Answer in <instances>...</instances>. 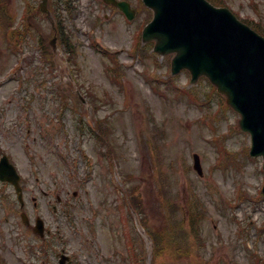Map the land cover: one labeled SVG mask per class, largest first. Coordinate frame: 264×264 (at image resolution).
<instances>
[{"label":"rangeland","instance_id":"374dc122","mask_svg":"<svg viewBox=\"0 0 264 264\" xmlns=\"http://www.w3.org/2000/svg\"><path fill=\"white\" fill-rule=\"evenodd\" d=\"M42 1L0 0L9 27L37 25L16 30L13 52L0 19V154L22 176L32 227L20 243L22 211L14 188L0 182L9 192L0 200V264H27L28 243L32 264H58L62 251L72 264H134V232L143 264L264 263L263 158L249 155L250 134L207 78L192 85L188 71L173 75L172 55L143 43L154 14L141 0H127L138 8L133 21L103 0H73L72 14L66 0H48L65 28L53 44ZM215 1L264 29V0ZM69 36L73 63L61 40ZM123 182L138 189L146 231L128 217ZM37 217L50 231L43 238L33 231ZM150 230L166 249L156 258Z\"/></svg>","mask_w":264,"mask_h":264},{"label":"water","instance_id":"95a60500","mask_svg":"<svg viewBox=\"0 0 264 264\" xmlns=\"http://www.w3.org/2000/svg\"><path fill=\"white\" fill-rule=\"evenodd\" d=\"M105 1L116 4L130 19L134 18L128 3ZM145 2L155 18L144 31V42L155 41L158 54H175L174 74L188 69L194 82L207 76L241 114L242 129L252 135L250 154L264 156V38L227 8H216L206 0ZM194 158L195 169L202 174L200 157ZM0 177L20 190V177L7 156L0 162ZM39 229L42 232L43 223ZM66 259L60 264H65Z\"/></svg>","mask_w":264,"mask_h":264},{"label":"trees","instance_id":"16d2710c","mask_svg":"<svg viewBox=\"0 0 264 264\" xmlns=\"http://www.w3.org/2000/svg\"><path fill=\"white\" fill-rule=\"evenodd\" d=\"M70 11V10H69ZM41 47L42 50L44 52L45 57H50V52L49 50L46 48V44H48L49 40L47 38H42L41 40ZM65 42V47L68 49V51L70 53L69 54V59L72 61V59L74 58L75 54H76V50L74 48V44L72 42V40L70 38L68 39H64ZM138 191L137 188H131L127 190V194L129 196V201H130V205L133 206V208L135 209V211L137 212V214L141 217V222L143 225V222L145 223V226H147V217L145 216V212L142 208V203L140 201V199L138 198V196H136V192ZM149 237L152 238L153 243H154V255L155 258L158 256L157 253L160 252V255L165 254V247H164V242H163V238L161 237V235L158 232H154L152 230H150L149 232Z\"/></svg>","mask_w":264,"mask_h":264},{"label":"flooded vegetation","instance_id":"af4514ba","mask_svg":"<svg viewBox=\"0 0 264 264\" xmlns=\"http://www.w3.org/2000/svg\"><path fill=\"white\" fill-rule=\"evenodd\" d=\"M4 195H5V192L0 191V196H4ZM34 201H35V205H37V199H35Z\"/></svg>","mask_w":264,"mask_h":264}]
</instances>
